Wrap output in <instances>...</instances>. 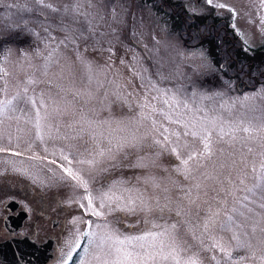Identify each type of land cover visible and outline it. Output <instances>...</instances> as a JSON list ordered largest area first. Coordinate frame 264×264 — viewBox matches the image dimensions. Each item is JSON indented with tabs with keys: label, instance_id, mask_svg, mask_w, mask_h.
Instances as JSON below:
<instances>
[{
	"label": "rangeland",
	"instance_id": "374dc122",
	"mask_svg": "<svg viewBox=\"0 0 264 264\" xmlns=\"http://www.w3.org/2000/svg\"><path fill=\"white\" fill-rule=\"evenodd\" d=\"M173 1L197 23L224 24L245 47L264 48V0H213L212 4L207 0ZM46 2L59 11L43 7L36 0H0V39L20 29L18 40L0 44V57L7 55V59L0 58V68L8 73L0 81V88L7 84L0 100L13 101L7 112L0 113V239L20 233L41 240L51 232L43 224L44 217L49 210H56L55 214L65 220L64 230L54 256L52 246L53 259L47 264H65L72 251L74 257L69 264H97V249L84 233L99 232L104 225L121 234H134L145 227V213L139 208L134 213L120 210L130 195L126 189H131L133 197L138 191L154 207L156 201L168 205L171 211L163 218L158 209L147 218L161 224L178 221L180 239L192 245V251L200 252L203 264H216L212 255L221 264L226 262L216 249L203 251L192 232L209 248L213 243L209 236L234 248L236 241L232 240L233 232L226 230L224 210L238 208L249 219L236 215L243 227L235 230L242 241H250L252 248L234 255L251 256L254 252L255 257L244 264H261L264 209L258 204L264 202L260 199L264 193L256 189L253 195L248 189L257 183L259 175H264V131L245 133L242 129H259L264 124V99L256 95L243 100L260 93L264 80L254 86L236 81L228 68H218L202 48L184 46L171 17L157 13L154 5H145L144 0H79V11L84 15L78 16L71 11L64 13L65 6L70 9L76 0ZM9 48L11 54L4 51ZM21 49L27 55H22ZM29 78L37 83L28 84ZM156 89H167L169 94L177 93L189 101L195 93L194 99L206 112L177 109L185 113L186 119L223 117L217 125L229 134L221 139L213 131L211 156L189 161L190 172L181 160L192 152L203 151L200 140L185 137V129L170 124L163 115L153 113L147 119L141 116L149 109L142 110L139 105L145 102V96L150 99L158 95ZM208 96L212 99H201ZM28 97L37 101L39 129ZM41 99L46 107H40ZM153 103L162 106L159 101ZM153 119L157 121L155 127ZM173 131L181 133L179 159L171 152L176 146V137L170 135ZM164 135H169L171 142L164 141ZM109 139L113 145L119 141L135 147L125 146L122 151L113 147L112 153L94 167L78 163L93 158L97 142L107 148ZM62 156H68L72 164L68 165ZM60 165L79 171L88 189L68 177ZM108 191L124 200H114L111 211L109 202H105L103 217L91 215L85 199L88 192L97 197L94 205L99 208V197ZM189 192L191 195H187ZM245 196L248 201L243 200ZM225 199L227 204L219 217H213L215 225L210 221L209 232L204 233V220L221 209ZM10 200L18 201L28 212L25 225L11 233L2 223L4 210L15 212L3 209ZM248 208L253 211L248 212ZM176 211L181 212L180 217ZM33 216L41 219L34 222ZM222 222L225 230H221Z\"/></svg>",
	"mask_w": 264,
	"mask_h": 264
},
{
	"label": "snow or ice",
	"instance_id": "6c2138e0",
	"mask_svg": "<svg viewBox=\"0 0 264 264\" xmlns=\"http://www.w3.org/2000/svg\"><path fill=\"white\" fill-rule=\"evenodd\" d=\"M90 2V0H89ZM209 4L213 3V0H207ZM36 3L43 7H47L50 10L56 12L59 11L54 5L50 2H46V0H36ZM215 7L223 8L226 7L224 4H216ZM81 7V4L79 3V0H76L75 3L72 4L71 8L69 9V6H65L64 13L68 14L69 11L74 16L78 15H84V13H81L79 11ZM230 11H233L230 9ZM235 27V25H233ZM89 28L91 30V25L89 22ZM28 31H32L31 29H28ZM47 31V29H45ZM38 35V34H37ZM54 39V38H53ZM63 43V41H61ZM7 54H11V49H5L4 50ZM110 51V49H109ZM22 55H27V53L24 52L23 49H21ZM2 59H7V55L0 57ZM51 57H48L50 59ZM123 63V61H121ZM0 72H3V76H0V81L3 80L4 76H7L8 73L3 70V68H0ZM28 84H35L37 83L36 80L29 78L27 81ZM7 84L4 83V87L0 88V92H4L6 90ZM152 88L155 89L156 86L152 85ZM156 91L159 93L158 95H152L149 99L148 96H145L144 103H141L139 107L143 110L145 108L149 109V113L141 112V116L144 119L149 118V115L155 113L159 115H163L164 119L167 120L170 124H176L182 126L185 131L183 135L185 137L191 135V137L195 139H199L200 142L203 145V151L201 152H192L190 153L186 159L181 160V164L184 166L186 171L190 172V169L188 168L189 161L194 160L197 156L200 158H204L205 156L210 157L212 154V148H211V139L213 131H217V134L220 136L221 139L225 135H228L229 133H226L224 131L223 126L217 125L218 121H223V117H212L209 119L206 115L201 116L198 119L196 117H193L192 119H186L185 113L182 111H178L177 109L183 108L187 112H193L196 113H202L206 112V109L204 107H200L196 100L194 99L195 93H193V99L189 101L188 99H181V97L177 93H171L169 94L167 89L159 90L156 89ZM24 92L27 93L28 89L25 88ZM256 95H260L262 99H264V89L261 90L260 93H254L251 96H245L243 97L244 101L254 99ZM13 99H16L15 97ZM203 99L211 100L212 97H202ZM153 101H159L162 106L158 107L156 103H153ZM27 102L32 104L33 108L36 111L37 114V128L40 127V111L39 107H37V101L34 97H28ZM12 100H0V113L7 112L9 110V106L12 105ZM235 103V102H234ZM233 103V106H234ZM193 105L195 107L193 108ZM40 107H46L44 104L43 99L40 100ZM221 107H225L224 105H221ZM153 126L155 127V124L157 121L153 119L152 121ZM227 123H231L230 121H227ZM163 127V125H161ZM236 129H232V131H235ZM245 133H248L250 131H264V124L260 126L259 129H252L249 127H244L242 129ZM165 132H168V129H164ZM171 136L176 137V146L171 148V152L176 154L177 158H180L179 149L181 147L179 141L181 138V133L178 131H173L170 133ZM235 138V137H233ZM93 139H95V134H93ZM164 141H170L169 135H164ZM156 143H161V141L157 140ZM108 147H100L99 142H97V150L95 154L93 155L92 159L88 160H81L78 161V163L81 164H88L90 167H94L97 163L100 162V159L105 157L106 155H110L113 151V147L117 151H122L125 146L129 147H135V144H128L121 143L117 141L115 145H113V142L111 139L108 140ZM187 146V142L184 145ZM251 151V149H249ZM62 159L67 161L68 165L72 164V161L69 159L68 156H62ZM52 163H56V161H52ZM139 167H143V165H137ZM60 167L63 169V171L67 174L68 177H70L72 180H75L78 182L79 186L83 187L85 190L88 189V182L83 178V176L80 174L79 171L74 170L72 167H64V165H60ZM261 169H264V164L261 165ZM255 171V169H254ZM243 183V181H241ZM197 188L200 187V185H196ZM256 189H261L262 193H264V175H259L257 177V183L252 187L248 189V192L253 193L255 195ZM130 193L127 201L123 205V207L120 208V210H127L130 212H135L137 208L143 213H145V220L144 224L145 227H143L141 230L135 232L134 234H121L115 230H112L108 227V225H104L102 228L100 225H97V228H101V231L99 232H88L84 233V235H87L89 237V242L92 243L97 251L94 253V259L96 260L97 264H203V260L200 257L199 251H192V245H188L186 241L180 239L178 235V221L174 222H167L161 224L156 220H149L147 217L156 209L159 210L161 214V218H163L164 214L166 212H170L171 209L168 207L167 204L161 205L159 201H156L155 207L144 198L142 193H139L137 191V194L135 197L131 195V189H126ZM229 195L231 193H228ZM187 195H191L189 192ZM85 199L87 200V207L90 210L91 215L96 217H103L105 213L101 211V209H104L106 207L105 202H109V210H114L112 208V202L114 200H124L123 196L117 197L115 193L108 191L104 192L100 199V205L99 208H97L94 205V200L97 199V197H94L91 192H88ZM261 201H264V194L260 197ZM244 201H248L249 197L245 196L243 198ZM139 201V203H137ZM195 201H191V203H194ZM237 203H240V201H237ZM252 203H256V201H252ZM222 208L216 210L215 212H211L209 217L204 220L203 223V230L204 233L209 232V225L210 221L212 225H215V221L213 220V217H219L221 210L224 209V206L227 204V200L221 202ZM247 207V205H244ZM258 206L262 209H264V202H261L258 204ZM81 207H84V205H81ZM252 208H248V212H252ZM175 215L177 217L181 216L180 211H176ZM239 215L240 217H243L245 220L249 219V217L245 216V213L240 211L238 208L233 207L230 211L224 210V216L226 218L227 222V229L228 231H232V240L236 241L235 247H225L222 243L219 241H216V238L214 236H209V239L213 240V243L211 244V248H209L207 245H204L203 239L196 237L194 231L192 232L193 239L197 240L199 239V243L203 246V251H210L211 249L218 250L219 253L223 254V259L226 262V264H244L245 261L250 260L255 257V253L252 252L251 256L248 255H234V253H239L242 250L245 249H251L252 245L250 241H242L240 238L239 233L235 229H241L243 225L236 221L235 216ZM262 221H264V216L261 217ZM259 223V222H258ZM234 225V228H233ZM221 230H225V223L222 222L220 224ZM256 231V228L253 227V232ZM261 232H264V227L260 228ZM247 235V233H245ZM261 243H264V240L261 241ZM211 259L216 261V264H221L220 259L217 258L216 255H212ZM261 264H264V256L260 257ZM81 264H84V261H81Z\"/></svg>",
	"mask_w": 264,
	"mask_h": 264
},
{
	"label": "trees",
	"instance_id": "16d2710c",
	"mask_svg": "<svg viewBox=\"0 0 264 264\" xmlns=\"http://www.w3.org/2000/svg\"><path fill=\"white\" fill-rule=\"evenodd\" d=\"M168 1L169 4L166 5L165 2L161 3L162 0H144L145 5L153 4L157 13L171 17L184 46L202 48L218 68H228L236 81L254 86L264 80V48H247L241 44L233 30L224 24L197 23L193 17L183 12L181 4L173 0ZM163 6L165 8H162ZM19 30H11L13 33L0 39V44L18 40Z\"/></svg>",
	"mask_w": 264,
	"mask_h": 264
},
{
	"label": "water",
	"instance_id": "95a60500",
	"mask_svg": "<svg viewBox=\"0 0 264 264\" xmlns=\"http://www.w3.org/2000/svg\"><path fill=\"white\" fill-rule=\"evenodd\" d=\"M17 202L8 201L3 209L14 211ZM24 210L15 214L6 215L3 220V227L8 232H13L19 228L26 219ZM52 243L48 239L41 244H36L27 236L9 237L0 241V264H45L51 257Z\"/></svg>",
	"mask_w": 264,
	"mask_h": 264
},
{
	"label": "flooded vegetation",
	"instance_id": "af4514ba",
	"mask_svg": "<svg viewBox=\"0 0 264 264\" xmlns=\"http://www.w3.org/2000/svg\"><path fill=\"white\" fill-rule=\"evenodd\" d=\"M166 3V5L167 4H169V1L168 0H162V3ZM162 8H165V6H163ZM164 12H170V11H164ZM166 17H169V16H166ZM169 21H171L170 19H169ZM18 202V201H17ZM17 208L19 209H15V212H13V213H8V212H6L5 210H4V215L6 216V214L8 215V214H15L17 211H20L21 209H23V208H21L20 207V204L19 203H17ZM23 210H25V209H23ZM26 211V210H25ZM50 212L44 217V220H43V224H44V226L46 227L47 225L50 227V231L51 232H49V233H46L45 234V236L40 240L39 239V241H36V240H34V239H32L31 237H29V236H27V235H25V236H27L30 240H32V241H34L36 244H41V243H43L44 241H46V240H52V242H53V244H52V246L54 247V249H53V256H54V253L56 252V246L59 244V242H58V240H60V236H61V234L63 233V230H64V223H65V220L64 219H62L60 216H57L55 213H56V210H49ZM26 213H27V217H26V219L23 221V223H22V226L21 227H23L24 225H25V223L27 222V219H28V212L26 211ZM41 219V217H37L36 218V216H33V221L35 222L37 219ZM53 229H55V231H53ZM8 237H14V236H12V235H9ZM7 237V238H8ZM15 237H24V236H22L20 233H18L17 234V236H15ZM40 238V237H39ZM3 239H6V238H3ZM3 239H0V240H3ZM54 240V241H53ZM53 256H52V259H53ZM51 259V260H52ZM50 260V261H51ZM49 261V262H50ZM48 262V263H49Z\"/></svg>",
	"mask_w": 264,
	"mask_h": 264
}]
</instances>
